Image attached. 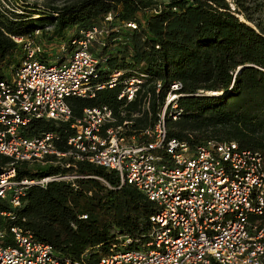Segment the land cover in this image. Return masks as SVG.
Wrapping results in <instances>:
<instances>
[{
  "label": "trees",
  "instance_id": "trees-1",
  "mask_svg": "<svg viewBox=\"0 0 264 264\" xmlns=\"http://www.w3.org/2000/svg\"><path fill=\"white\" fill-rule=\"evenodd\" d=\"M263 9L264 0H71L49 6L37 23L31 15L4 4L0 9V80L25 56L15 36L40 29L41 40L59 44L64 56L60 43L71 49V40L81 30L102 23L112 12L114 21L96 53L99 80L122 71V79L141 77L144 84L131 101L117 98L123 84L100 90L91 98L70 97L74 117H80L86 107L107 104L120 123L133 121L127 134L139 133L156 122L171 84L181 82L179 116H166L170 136L191 143L236 141L264 157V25L255 18ZM129 22L136 27L127 26ZM158 81L162 84L159 92ZM73 121L34 119L26 134L55 132L57 148L67 152ZM49 159L45 164H12V158L0 154V173L13 167L17 178L83 175L73 181L30 185L17 207L0 197V231L7 241L11 227L21 226L50 244L60 257L84 264H96L118 245L132 249L147 241L157 206L134 185L120 186L113 170L87 161L67 167L65 163L74 162L69 154ZM210 264L220 263L212 259Z\"/></svg>",
  "mask_w": 264,
  "mask_h": 264
},
{
  "label": "built area",
  "instance_id": "built-area-1",
  "mask_svg": "<svg viewBox=\"0 0 264 264\" xmlns=\"http://www.w3.org/2000/svg\"><path fill=\"white\" fill-rule=\"evenodd\" d=\"M11 2L0 0V9ZM113 21L109 12L102 23L81 30L71 40V49L60 43L64 56L55 62L42 55L43 46L36 40L40 29L14 37L25 56L0 80V154L12 158V164H45L52 155L69 154L74 162L65 163L67 167L87 161L113 170L120 186L132 184L156 204L147 241L139 248H112L96 264H210L212 259L220 264H264V157L236 141L191 143L170 136L166 116H179L181 82L171 84L156 122L139 133L127 134L133 121L120 123L107 104L86 107L74 117L70 97L91 98L123 84L117 98L131 101L142 89L144 78L122 79V71L99 80L96 53ZM156 86L159 92L161 82ZM34 119H74L69 150L57 148L55 132L28 136L26 128ZM82 176L17 178L12 167L0 173V197L17 207L30 185ZM11 233L7 241L0 231V264H84L60 257L50 244L21 226H12Z\"/></svg>",
  "mask_w": 264,
  "mask_h": 264
},
{
  "label": "rangeland",
  "instance_id": "rangeland-1",
  "mask_svg": "<svg viewBox=\"0 0 264 264\" xmlns=\"http://www.w3.org/2000/svg\"><path fill=\"white\" fill-rule=\"evenodd\" d=\"M7 1V0H6ZM17 1L18 3L16 4ZM68 1L71 0H33L32 2L29 0L21 1V0H12L10 7H15L16 11L18 13H24L22 15L28 16V17H33L37 21L41 17L47 15V11L49 9V6L51 5H63L67 3ZM9 3V2H7ZM232 7H235L234 4L232 3ZM27 14V15H26ZM240 19L244 20L243 16L239 15ZM255 18L258 19L263 25H264V9L262 12H256ZM37 23H40L38 21ZM36 40L41 42L43 45V49L45 50L44 57L49 60H61L63 58L62 53L59 51V44L57 43H52V44H47L43 40H41V37H37ZM67 56L70 57L72 55V51L68 50ZM125 246L123 245H118L117 249H123Z\"/></svg>",
  "mask_w": 264,
  "mask_h": 264
}]
</instances>
